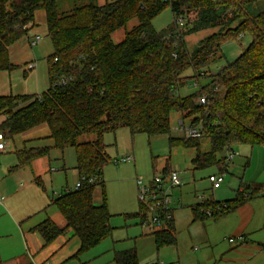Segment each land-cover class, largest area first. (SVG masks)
I'll list each match as a JSON object with an SVG mask.
<instances>
[{
  "label": "trees",
  "instance_id": "1",
  "mask_svg": "<svg viewBox=\"0 0 264 264\" xmlns=\"http://www.w3.org/2000/svg\"><path fill=\"white\" fill-rule=\"evenodd\" d=\"M60 1L0 0V72L16 69L10 48L36 27L38 11L45 14L53 46L48 58L49 89L41 95L0 96V117H5L0 131L15 137L47 127L53 149L75 150L76 169L86 182L80 190L62 192L54 201L67 228L47 220L35 230L46 244L70 230L81 245L78 258L114 231L103 180L108 162L106 134L128 129L133 135H169L171 116L180 113L202 126L211 151L200 152L201 140L169 136L170 148L196 149L195 169L219 166L221 174L228 163L227 158H219L223 152L241 145L264 146V8L254 10L261 0H115L103 6H76L63 14ZM166 9L172 12L173 24L158 33L152 22ZM180 18L183 25H177ZM135 19L139 25L115 44L113 34ZM207 28L219 31L189 53L185 36ZM242 37L250 38V45L233 63L212 72L210 67L220 59L223 46ZM187 71H192L191 78L185 76ZM202 77L211 81L201 90L184 98L176 94L189 80ZM201 96H207L208 104H198ZM84 134L97 139L80 143ZM48 152V148L21 152L19 162L25 165ZM97 188L102 192L100 206L94 204ZM256 191L246 198H241V192L234 203H227L228 209L214 212L212 219L264 194V190ZM218 205L205 201L195 209V216L206 220L205 212ZM134 217L142 219L141 207ZM172 224L152 232L157 248L176 244ZM115 264H139L136 251L118 254Z\"/></svg>",
  "mask_w": 264,
  "mask_h": 264
},
{
  "label": "rangeland",
  "instance_id": "2",
  "mask_svg": "<svg viewBox=\"0 0 264 264\" xmlns=\"http://www.w3.org/2000/svg\"><path fill=\"white\" fill-rule=\"evenodd\" d=\"M113 1L115 0H61L58 4V7L60 13L66 14L70 13L76 6L90 3H93L97 6H103L106 2ZM254 8L255 11L263 9L264 0H261L259 3H255ZM35 23L36 27L31 32H29L27 37L22 38L19 42H17V44L10 48L11 62L16 66H19V69L9 74L8 72H0V96L7 95V93L16 96L27 94L41 95L46 92L49 87L50 81L47 70L48 58L53 53V46L50 38L48 37L46 18L43 11H38L36 13ZM152 24L158 33L170 28L173 24V15L170 9L164 10L153 20ZM138 25V20L135 19L130 21L126 27L121 28L113 34V42L115 44L121 43L125 39L126 33L132 31ZM218 31V28H207L186 35L184 41L187 51L189 53H193L204 39L216 34ZM35 34L41 35L42 43L40 42V45L31 47L30 41L32 42L34 40ZM249 43V38L245 37L243 40L240 39L238 42H230L224 45L222 52H220L218 55L220 59L217 58L215 63L210 67V70L212 72H218L227 64L233 63L240 56L242 51L246 49ZM22 48L23 50H21ZM31 63L37 68L34 70L29 69V67L32 65ZM23 72L27 73L26 77L23 76ZM185 76L191 78L193 76L192 71H187ZM210 81V77H202L196 82L200 86H204ZM194 82L195 80L193 79L189 80L187 85L181 88L176 94L179 97L184 98L185 96L192 94V92L197 91L193 86ZM8 83H10V85H7ZM4 119V116L0 117V121ZM191 120V118L185 119L180 113L174 112L171 116L172 127L169 135L156 137H148L143 134L133 135L128 129H120L116 133H108L105 135V150L106 155L108 156V162L104 167V173H107L105 177L106 190L107 195L110 193L112 204L116 205V210L114 209V211H116V216L113 218L112 222L113 227L116 229V233L114 235L122 237L121 239H124L127 242V233L137 230V227L140 228V223L136 222L138 223L136 224L132 220L127 219L126 217L128 214H124V210L121 208L122 205H125L127 208L132 206L135 210L137 207L139 209L137 188L135 187V201L137 202V206L134 207V201L130 197V183L116 182L117 179L121 178V173H133V175L137 173L139 177L146 175L147 177L144 178L145 181L150 182L154 174L162 172L169 163L173 169L178 171L180 177L183 180L182 186L173 189V191L184 190L185 188L190 190V196H187L188 194L184 196L183 202L185 203L186 198L189 201L188 204H184V206L194 202V200L189 199V197L196 198V200L202 202L206 200L205 198L214 196L216 201L221 203V205L225 204L226 209H228V204L230 205L231 202L234 203V201L240 196L242 192L241 189L244 190L243 195H246L241 198H246L250 193L256 190H264V146L256 145L252 147L250 145H241L234 148L233 151L236 153V155L232 161L227 163L226 170H221L222 174L224 175L222 188L213 192L211 189L212 187L208 182V178L212 174H218L220 172V167L213 166L201 170H195L191 164L192 158L196 155V151L194 149L174 148L172 150L169 145V136L174 138H182V134L175 130L179 126L180 121H183L184 124L188 126ZM36 135V138H41V140L36 142L23 141L21 140V136L18 135L13 137L14 142L13 139L7 138L8 147L6 152L0 154V165L14 160L16 158L14 155L16 151L31 148H49L50 154L44 160V162H46V167H43V161H39L38 163L35 162L33 165V169L35 170L36 174H42L41 176L43 177V185L45 186V189H49L53 181V176L56 173L51 172L52 169L57 170V173L60 174H64V172H66L68 177L70 172H75L77 163L76 152L73 148H69L64 151L53 149V142L50 139V132L46 127L39 130ZM96 139L97 137L94 134H84L79 137V142L92 143L96 141ZM10 146L12 147L11 149H9ZM200 151L201 153H208L211 151V143L209 138H203L201 140ZM126 156H132L134 162L132 164H117V161ZM223 157H228L227 151L223 152L219 156V158ZM64 165L66 167V171L63 170ZM124 169L126 170L125 173ZM26 172L28 173L30 170H26ZM11 175L12 176H8V173L3 174L0 172V189L2 191L8 190L9 188H14L15 190L18 186H20L16 181L17 177H14V174ZM23 182L25 183V180H23ZM193 183L197 185L195 187V191L192 190ZM72 187L75 188L76 184H74ZM187 193L189 192L187 191ZM43 194L45 195L46 193L43 192ZM173 194L172 202L174 216V209H178L180 206L179 203L181 202H179V196L177 194L173 196ZM2 196L6 197V192L0 194V197ZM199 197H202L203 200H200ZM94 199L96 202H100L101 194L99 190H96ZM186 210L189 211L190 209L186 208ZM130 221H132V225ZM212 228L213 229L210 230V233L216 234L219 241L221 239L220 233H218V230L215 228V226ZM252 235L255 236L256 234Z\"/></svg>",
  "mask_w": 264,
  "mask_h": 264
},
{
  "label": "crops",
  "instance_id": "3",
  "mask_svg": "<svg viewBox=\"0 0 264 264\" xmlns=\"http://www.w3.org/2000/svg\"><path fill=\"white\" fill-rule=\"evenodd\" d=\"M37 35L41 36L40 34H35L34 36ZM244 38L245 37H242L241 39L243 40ZM249 40L251 42L250 38ZM249 45L250 43L248 46ZM21 50H23V48ZM35 68L37 67H29L31 70ZM18 69L19 66H16L14 71ZM14 71L8 72V74ZM23 76L26 77L27 73L23 72ZM7 85H10V83ZM194 93H196V91L192 92V94ZM8 94L13 95L7 93V95L3 96H9ZM3 121L4 120L0 121V124ZM43 128L21 135V140L30 142L41 140V138H36V133ZM7 138L13 139V137L8 135ZM11 148L10 146L9 149ZM41 149L31 148L16 151L14 153L16 157L14 160L0 165V172L3 174L8 173V176L14 174L13 176L17 177L16 181L20 185L15 190L14 188H9L4 191L0 189V194L6 192V197H0V264H115V259L118 254L133 249L137 253L139 264H155L158 262H163V264H264V194H259L254 199L246 201L220 219L215 220L207 218L205 220L197 219L195 216L194 211L201 203L196 200V198L189 197V199H193L194 202L184 206V204H188L189 202L187 198L185 203L183 202L184 196L187 194V196H190V190L185 188L184 190L172 191V194L174 193L173 196L177 194L179 196V202H181L179 203V208L174 209L173 224L171 227L172 233L176 239V244L157 248L152 232L167 230L168 226L167 228L164 226L155 230L143 227L140 220L134 217L140 212V206L139 209L137 207L136 210L132 206L127 208L125 205H122L121 207L122 210H124V214H128L126 217L127 219L135 223H140V228L137 227V230L127 233L126 236L129 243L121 239L122 237L114 235L116 229L113 227L112 222L113 218L116 216V211H114V209L116 210V205L112 204L109 193L108 205L110 214L112 215L110 224L114 229L111 237L105 239L95 249L80 255L78 258H76V256L80 251L81 245L70 230H66V232L55 241L46 244L43 237L35 229L47 220H51L60 229L67 228V221L58 210L54 201L65 189H71L74 184H77L80 180V174L78 170L75 169V172H70L68 177L66 172L60 174L57 173V170L52 169L51 172L56 173L53 176V181L49 189H45L43 177L41 176L42 174L40 173L41 175H37L33 169V165L35 162L38 163L39 161H43L42 165L46 167V162H44V160L49 156L50 149L48 148L49 152L47 155L39 156L25 165L20 164L18 157L21 152ZM194 150L196 151V155L192 158L191 164L195 169L194 159L197 157V150ZM165 168L173 169L169 163ZM26 170H30V172L27 173ZM63 170L66 171L65 165ZM125 171L124 169V173ZM106 175L107 173L103 174L104 181L106 180ZM146 177V175L139 177L137 173H135V175H133V173H121V178L116 180L117 183H130V197L134 201V207L137 206V202L135 201L137 188L136 180L137 178ZM23 180H25V183ZM196 186L197 185L193 183L192 190L195 191ZM96 190L100 191L101 199L100 202H96L94 199V204L100 206L102 202V192L100 188ZM218 190L212 189L213 192ZM187 191L189 193H187ZM241 191L244 193L243 189H241ZM43 192L46 194L44 195ZM205 199V201L218 202L214 199V196ZM186 208L190 210L188 211ZM132 221H130L131 225L133 224ZM213 226H215L218 233H220L221 239L219 241L216 234L210 233ZM252 234L256 235L254 236Z\"/></svg>",
  "mask_w": 264,
  "mask_h": 264
},
{
  "label": "built area",
  "instance_id": "4",
  "mask_svg": "<svg viewBox=\"0 0 264 264\" xmlns=\"http://www.w3.org/2000/svg\"><path fill=\"white\" fill-rule=\"evenodd\" d=\"M184 20L182 18L177 20V25H183ZM42 38L37 35L34 37V40L31 42V47H35L40 44ZM34 66L31 65L30 68ZM193 86L196 90H201L202 86L198 83H194ZM199 105L204 106L208 104L209 99L207 96H201L197 99ZM176 131L182 134V138L186 140H202L205 138V133L202 130V126L198 123H192L188 126L184 124L183 121H180L179 126L175 129ZM7 136L5 133L0 131V154L5 152L7 149ZM236 153L234 151L228 152L227 162H230L234 159ZM134 159L132 156H126L117 161V164L120 163H133ZM209 183L213 190H218L222 187L224 182V175L219 173L208 178ZM86 182L85 178H82L76 184V187L73 189H65L63 192L67 191H78L82 188L83 184ZM183 180L180 177L179 173L175 169H169L168 173L163 171L160 173L154 174L150 182H146L144 178H137V198L139 205L141 207L142 219L140 223L143 227L155 230L157 228L166 227L169 223L173 221V202H172V191L175 188L181 187ZM62 193L58 195L61 196ZM200 200H203L202 197H199ZM205 201L200 203V206ZM199 206V207H200ZM226 209V205H218L215 210H208L205 212L208 218H212L214 212H221ZM202 212V209H200ZM155 264H163V262H158Z\"/></svg>",
  "mask_w": 264,
  "mask_h": 264
}]
</instances>
